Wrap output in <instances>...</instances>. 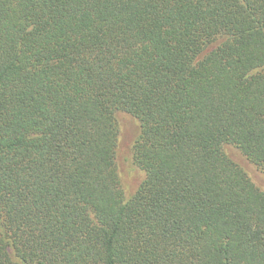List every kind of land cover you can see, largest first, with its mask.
<instances>
[{"label": "trees", "instance_id": "obj_1", "mask_svg": "<svg viewBox=\"0 0 264 264\" xmlns=\"http://www.w3.org/2000/svg\"><path fill=\"white\" fill-rule=\"evenodd\" d=\"M0 264H264V0H0Z\"/></svg>", "mask_w": 264, "mask_h": 264}, {"label": "rangeland", "instance_id": "obj_2", "mask_svg": "<svg viewBox=\"0 0 264 264\" xmlns=\"http://www.w3.org/2000/svg\"><path fill=\"white\" fill-rule=\"evenodd\" d=\"M128 128H126L127 129V131H130V133H131V131L134 129V127H131V125H129V126H127ZM129 137H130V135H129ZM129 137H126V138H128L129 139ZM128 145V141L125 139V142L124 143H122V149H121V151H122V156H125V155H127V149H126V146ZM123 169V168H122ZM135 177H137V175H135Z\"/></svg>", "mask_w": 264, "mask_h": 264}]
</instances>
